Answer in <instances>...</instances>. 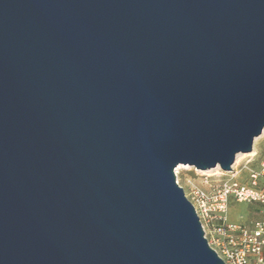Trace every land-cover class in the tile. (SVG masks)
<instances>
[{"label":"water","instance_id":"95a60500","mask_svg":"<svg viewBox=\"0 0 264 264\" xmlns=\"http://www.w3.org/2000/svg\"><path fill=\"white\" fill-rule=\"evenodd\" d=\"M264 129V0H0V264H223L175 169Z\"/></svg>","mask_w":264,"mask_h":264},{"label":"built area","instance_id":"2783aa9c","mask_svg":"<svg viewBox=\"0 0 264 264\" xmlns=\"http://www.w3.org/2000/svg\"><path fill=\"white\" fill-rule=\"evenodd\" d=\"M223 173L229 178L205 179L203 186L191 187L185 197L208 246L223 264H264V162L256 167L247 162L238 171L233 164L231 172ZM231 204L253 207L255 216L248 223H230L227 212Z\"/></svg>","mask_w":264,"mask_h":264},{"label":"rangeland","instance_id":"374dc122","mask_svg":"<svg viewBox=\"0 0 264 264\" xmlns=\"http://www.w3.org/2000/svg\"><path fill=\"white\" fill-rule=\"evenodd\" d=\"M247 162L252 167L264 162V129L260 136L254 139L251 153L236 155L235 170L238 171ZM174 173L176 182L183 189L185 196H188L191 187L203 186L205 179L222 180L229 178V174L221 173L217 167L209 171H198L187 165H178ZM254 216L253 207L246 204H231L227 212V220L230 223H248Z\"/></svg>","mask_w":264,"mask_h":264}]
</instances>
